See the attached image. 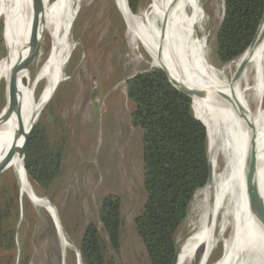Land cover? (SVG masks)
<instances>
[{
  "label": "bare ground",
  "instance_id": "obj_1",
  "mask_svg": "<svg viewBox=\"0 0 264 264\" xmlns=\"http://www.w3.org/2000/svg\"><path fill=\"white\" fill-rule=\"evenodd\" d=\"M43 1L44 12L42 1L37 0L29 19L26 0H0V20L6 28V56L0 59V81L9 80L14 67L26 56L31 40L36 41L34 53L45 31L52 39L50 56L35 79V83L46 82L35 103L33 89L25 86L28 60L14 78V105L8 119L0 124V166H5L3 172H14L22 197L28 196L30 201L48 208L47 201L30 186L19 151L62 82L72 46L69 33L60 35L59 29L71 27L80 0H55L48 7L50 0ZM116 6L151 58L152 66H163L176 89L192 99L195 117L207 128V142L213 137L215 140L208 163V183L197 193L198 218L180 244L176 264L192 263L200 250L199 264H206L219 242L223 253L214 264H264V233L247 205L255 159L264 205V107L258 106L253 112L246 97L251 92L260 101L264 94V24L256 45L233 63L235 72L244 65L242 73L233 79V70L228 79L221 77L223 70L202 60L206 56L205 43L197 41L204 18L202 0H151L148 9L139 15L127 9L125 0H116ZM127 33L134 40L129 30ZM46 210L65 253L70 246L57 225L55 211L50 204Z\"/></svg>",
  "mask_w": 264,
  "mask_h": 264
},
{
  "label": "rangeland",
  "instance_id": "obj_2",
  "mask_svg": "<svg viewBox=\"0 0 264 264\" xmlns=\"http://www.w3.org/2000/svg\"><path fill=\"white\" fill-rule=\"evenodd\" d=\"M54 1L50 0L46 7ZM26 2L28 11L24 10L30 19L37 0ZM150 2L142 0L136 15L146 11ZM202 4L204 18L198 29L197 41L205 43L203 63L213 65L218 71L223 70L221 77L230 79L235 72L233 63L237 59L222 65L216 56V35L223 19L224 1L202 0ZM76 8L77 14L71 27L59 29L60 35L69 33L71 59L63 70L62 82L35 125L43 131L49 143L62 147L61 170L46 189L30 185L37 196L47 201L48 208L33 200L31 204L26 196L19 197L22 215L16 228L14 264L24 256L28 257V264H61V259L65 264H78L76 256L80 238L88 224L97 223L98 204L108 194L117 195L122 203L123 227L118 264H149L134 226V219L141 211L145 197L142 191L141 133L131 124L133 104L127 83L136 74L157 67L152 66L146 50L127 27L117 9L116 0H80ZM0 25L3 29L0 44L2 60L6 56V28L2 20ZM43 34L39 47L33 53H36L35 60L32 62L31 54L26 69L28 78L25 86L33 89L34 101L39 99L46 84L45 80L35 83L36 76L52 48L50 33L45 31ZM252 95L248 92L246 97L254 112L258 106L264 107V94L260 101ZM5 102V81L2 80L0 113ZM214 145L213 137L207 142L208 158ZM222 166L223 161L220 160ZM3 173L0 174V188L11 186L16 177L12 170ZM198 191L177 234L179 248L198 218ZM24 198L28 201L27 206ZM49 204L56 208L70 246L65 253L52 219L46 212ZM98 227L100 229L99 224ZM222 253L223 245L219 242L206 264H214ZM201 254L200 250L190 264H199ZM4 257L5 253H0V262L4 261Z\"/></svg>",
  "mask_w": 264,
  "mask_h": 264
},
{
  "label": "trees",
  "instance_id": "obj_3",
  "mask_svg": "<svg viewBox=\"0 0 264 264\" xmlns=\"http://www.w3.org/2000/svg\"><path fill=\"white\" fill-rule=\"evenodd\" d=\"M223 1L216 56L226 65L241 57L252 43L264 17V0ZM141 2L127 0L133 15ZM2 33L0 25V44ZM127 91L133 104L131 124L141 133L145 197L134 219L136 235L149 264H172L179 252V229L188 217L195 193L208 181L207 135L192 115V99L173 90L159 69L136 74L129 79ZM62 153V147L49 143L36 126L24 157L30 185L46 189L60 173ZM23 201L27 206L28 201ZM21 215L15 177L11 186L0 188V253H5L0 264L15 263L16 228ZM122 227L121 199L108 194L98 204L97 223L88 224L80 238V264H118ZM17 264H28V257H19Z\"/></svg>",
  "mask_w": 264,
  "mask_h": 264
},
{
  "label": "water",
  "instance_id": "obj_4",
  "mask_svg": "<svg viewBox=\"0 0 264 264\" xmlns=\"http://www.w3.org/2000/svg\"><path fill=\"white\" fill-rule=\"evenodd\" d=\"M41 1H42V9H43L42 13H43L44 12V8H45V4H44L43 0H41ZM125 3H126L127 9L129 10L128 5H127V0H125ZM223 15H224V12H223ZM263 24H264V17H263V19H262V21H261V23H260V25L258 27V30L256 32V35H255L252 43L250 44L249 48L246 51H248L249 49L253 48L256 45V41H257V38H258V36H259V34H260L261 30H262ZM35 46H36V41L31 40L29 42V47H28V51H27L26 56L23 59H20V61L14 67L11 77L9 78V80L7 82H5V96H6L5 100H6V102H5V106L3 108V111L0 114V124L2 122H5L8 119V117L11 114L13 105H14V83H15V79L14 78L17 75V73L20 71L22 66L25 64L26 60H28V58L31 56V54H32V62L35 60L36 53L33 54V50H34ZM157 69H159L164 74L168 85L173 90L176 91V85L170 79V76H169L168 72L166 71V69L163 66H158ZM243 69H244V65H242L239 69H237V71L234 74L233 79H236L242 73ZM33 92H32V98H33ZM192 115H193L194 119H196L202 125V127L204 128V130L206 132V135L208 137V131H207L206 126L202 122H200L194 116L193 113H192ZM34 128L32 130H30L29 133L27 134L26 139L24 141V144H23L22 148L19 151V156L22 159L23 171H24L25 174H26L25 167H24L25 150H26V147L28 145V141L30 139V136H31ZM11 153H13V148L11 150ZM4 167H5L4 165L0 166V174L3 173ZM208 180H209V176H208ZM207 183H208V181H207ZM19 197L21 199V197H22L21 192H19ZM26 197L30 201L29 197L28 196H26ZM30 203L32 204L31 201H30ZM247 205H248V209H249L250 214L255 219L256 223L258 224V226L260 227V229L264 233V205H263L262 196H261V193H260V188H259V185H258L256 159L254 160V164H253V167H252L251 172H250V181H249V186H248V191H247ZM54 211H55V215L57 217V225H58V227H60V229L63 230L61 219H60L59 214H58V212H57L55 207H54ZM176 256H177V254H176ZM176 256H175L172 264H176ZM76 258H77L76 259L77 263L80 264V255H79V253H77ZM61 264H65V262L62 261V259H61Z\"/></svg>",
  "mask_w": 264,
  "mask_h": 264
}]
</instances>
